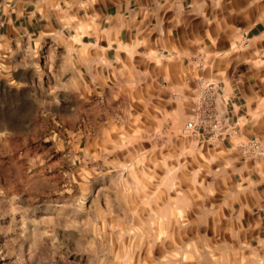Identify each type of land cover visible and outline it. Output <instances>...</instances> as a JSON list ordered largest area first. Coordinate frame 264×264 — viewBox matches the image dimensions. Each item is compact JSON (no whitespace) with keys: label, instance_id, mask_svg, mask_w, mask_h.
<instances>
[{"label":"rangeland","instance_id":"rangeland-1","mask_svg":"<svg viewBox=\"0 0 264 264\" xmlns=\"http://www.w3.org/2000/svg\"><path fill=\"white\" fill-rule=\"evenodd\" d=\"M74 65L57 40L0 39V264H264L225 127L191 132L208 111L183 101L100 103Z\"/></svg>","mask_w":264,"mask_h":264},{"label":"crops","instance_id":"crops-1","mask_svg":"<svg viewBox=\"0 0 264 264\" xmlns=\"http://www.w3.org/2000/svg\"><path fill=\"white\" fill-rule=\"evenodd\" d=\"M0 19L4 42L57 40L100 103L216 117L233 204L264 248V0H0Z\"/></svg>","mask_w":264,"mask_h":264},{"label":"built area","instance_id":"built-area-1","mask_svg":"<svg viewBox=\"0 0 264 264\" xmlns=\"http://www.w3.org/2000/svg\"><path fill=\"white\" fill-rule=\"evenodd\" d=\"M207 87H212L211 84H208ZM207 111V110H205ZM209 112V111H208ZM206 113L205 119L200 121H191L187 125V129L191 132H195L200 134L201 131L204 132L206 130H210V132L213 134L214 137H219L222 134H224L223 126L221 125V122L216 118L213 117V115H210L209 113ZM208 118V119H207ZM246 152H257L260 149V143L257 141H250L246 144L244 147Z\"/></svg>","mask_w":264,"mask_h":264},{"label":"bare ground","instance_id":"bare-ground-1","mask_svg":"<svg viewBox=\"0 0 264 264\" xmlns=\"http://www.w3.org/2000/svg\"><path fill=\"white\" fill-rule=\"evenodd\" d=\"M60 109V108H59ZM25 227V226H24Z\"/></svg>","mask_w":264,"mask_h":264}]
</instances>
